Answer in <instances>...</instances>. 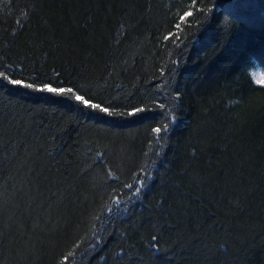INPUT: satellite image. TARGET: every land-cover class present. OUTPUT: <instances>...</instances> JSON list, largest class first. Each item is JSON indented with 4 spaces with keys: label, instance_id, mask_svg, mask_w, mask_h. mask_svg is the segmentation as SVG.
<instances>
[{
    "label": "trees",
    "instance_id": "obj_1",
    "mask_svg": "<svg viewBox=\"0 0 264 264\" xmlns=\"http://www.w3.org/2000/svg\"><path fill=\"white\" fill-rule=\"evenodd\" d=\"M256 69L264 0H0V264H264Z\"/></svg>",
    "mask_w": 264,
    "mask_h": 264
},
{
    "label": "snow or ice",
    "instance_id": "obj_2",
    "mask_svg": "<svg viewBox=\"0 0 264 264\" xmlns=\"http://www.w3.org/2000/svg\"><path fill=\"white\" fill-rule=\"evenodd\" d=\"M184 15H185V17L186 16H191L192 12L191 11H187V12H185ZM181 19H183V17ZM0 78L8 80L9 83H11L12 85H15V86H22V87H25V88H36V86L34 84H32V83H25L22 80L11 79L10 77H7L3 72H0ZM257 83L258 84H264V79L257 80ZM37 90L43 91V92H48V93H54V94L61 95V96L67 95V96H70L71 98H73L74 100H76V101L82 103L83 105L88 106V107H90L92 109H99L100 111L108 112L107 108H101V106L98 105V104L90 103V101L86 100L83 96L75 93L73 91V89H71V88H63V87L54 88V87L51 86V84H45V85H43V87H40ZM138 111H143V110L142 109H138ZM155 131L157 133H159L161 131V129L160 128H156ZM129 187H131V185H129Z\"/></svg>",
    "mask_w": 264,
    "mask_h": 264
},
{
    "label": "rangeland",
    "instance_id": "obj_3",
    "mask_svg": "<svg viewBox=\"0 0 264 264\" xmlns=\"http://www.w3.org/2000/svg\"><path fill=\"white\" fill-rule=\"evenodd\" d=\"M253 77L255 79V82L257 83V80L264 79V71L260 70V69L254 70L253 71ZM259 85H264V84H259Z\"/></svg>",
    "mask_w": 264,
    "mask_h": 264
}]
</instances>
